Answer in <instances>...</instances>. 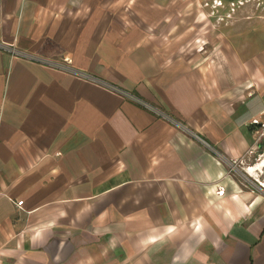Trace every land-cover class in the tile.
<instances>
[{
  "label": "crops",
  "instance_id": "crops-1",
  "mask_svg": "<svg viewBox=\"0 0 264 264\" xmlns=\"http://www.w3.org/2000/svg\"><path fill=\"white\" fill-rule=\"evenodd\" d=\"M212 1L0 0L75 71L0 50V264H264V13Z\"/></svg>",
  "mask_w": 264,
  "mask_h": 264
},
{
  "label": "built area",
  "instance_id": "built-area-1",
  "mask_svg": "<svg viewBox=\"0 0 264 264\" xmlns=\"http://www.w3.org/2000/svg\"><path fill=\"white\" fill-rule=\"evenodd\" d=\"M250 2V0H236V1H230L228 2L227 6H224L222 1L220 0H214L213 4L211 5L212 11L211 14L212 16L216 17L217 22H222L224 21L225 18H229L233 13H235L236 9L239 7L244 6L246 3ZM207 5V4H206ZM222 8H226L227 12L225 14H219L220 10L218 9H222ZM224 15V16H222ZM0 50L5 51L7 53H9L12 57H18L21 58L23 60H29V61H34V62H38L50 67H53L55 69H60L66 72H73L75 73V71L73 70V68H71L70 66V60L65 58L63 60V62L59 63V62H54L51 60H47L38 56H35L31 53L22 51L20 49H18L15 44H8V43H4L0 40ZM83 77L88 78L94 82H98L101 83L102 81L95 79L89 75L83 74L81 73ZM121 94L126 95L127 97H130L132 100H134L136 103L140 104L141 106H143L144 108L156 113L157 115L161 116L162 118L177 124L176 121H174L172 118H170L167 114L160 112L159 110H157L156 108L152 107L151 105H149L148 103L129 95L126 92L120 91L118 90ZM252 125L254 126H258L257 130H256V134H258L259 136L264 134V125L262 123L259 122V120L254 119L252 120ZM229 164V168L230 171H234L235 170V162L234 163H228ZM241 178L243 179V182L245 184H250L252 183L250 180L246 179L245 177H243V175H241ZM3 192V184L0 181V194ZM223 190L218 191L219 195H223ZM23 204V201H17L15 203V205L18 208H21Z\"/></svg>",
  "mask_w": 264,
  "mask_h": 264
},
{
  "label": "rangeland",
  "instance_id": "rangeland-1",
  "mask_svg": "<svg viewBox=\"0 0 264 264\" xmlns=\"http://www.w3.org/2000/svg\"><path fill=\"white\" fill-rule=\"evenodd\" d=\"M214 1V0H213ZM213 1L211 2V3H206L205 4V6H207V8L209 9L208 10V12H209V15H210V17L211 18H213L215 21H217L216 20V17L215 16H212V14H211V11H212V8H211V5L213 4ZM221 1V0H220ZM251 2H254L255 3V7H253V9H254V11H253V13L255 14V16H257L255 19H252V20H250L249 21V23L248 24H253L255 27H258L257 25H260L259 23V21L258 20H256V19H258V17L259 16H261L263 13H264V10H263V8L264 7H261V6H264V3H263V5H260V3H261V0H251ZM222 3H223V1H222ZM223 5L225 6V4L223 3ZM239 8H237L236 10H238ZM242 9V8H241ZM218 10H220V12H219V14H221V9H218ZM222 12H224V11H222ZM240 14H241V12H240ZM243 14V13H242ZM222 16H224V15H222ZM245 16V15H244ZM225 20V19H224ZM223 22V21H222ZM219 23H221V22H219ZM224 23V22H223ZM222 23V24H223ZM228 23V22H227ZM242 23V22H241ZM242 24H245V22L244 23H242ZM240 174V173H239Z\"/></svg>",
  "mask_w": 264,
  "mask_h": 264
}]
</instances>
